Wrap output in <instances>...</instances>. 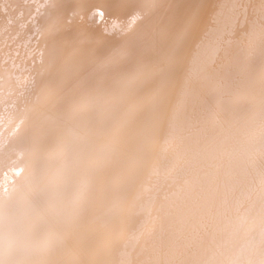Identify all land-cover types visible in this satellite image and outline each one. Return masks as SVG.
<instances>
[{
    "label": "bare ground",
    "instance_id": "obj_1",
    "mask_svg": "<svg viewBox=\"0 0 264 264\" xmlns=\"http://www.w3.org/2000/svg\"><path fill=\"white\" fill-rule=\"evenodd\" d=\"M0 264H264V0H0Z\"/></svg>",
    "mask_w": 264,
    "mask_h": 264
}]
</instances>
